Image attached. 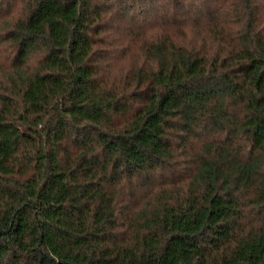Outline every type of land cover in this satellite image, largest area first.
<instances>
[{
	"label": "trees",
	"instance_id": "16d2710c",
	"mask_svg": "<svg viewBox=\"0 0 264 264\" xmlns=\"http://www.w3.org/2000/svg\"><path fill=\"white\" fill-rule=\"evenodd\" d=\"M0 264H264V0H0Z\"/></svg>",
	"mask_w": 264,
	"mask_h": 264
},
{
	"label": "rangeland",
	"instance_id": "374dc122",
	"mask_svg": "<svg viewBox=\"0 0 264 264\" xmlns=\"http://www.w3.org/2000/svg\"><path fill=\"white\" fill-rule=\"evenodd\" d=\"M117 65H124L125 66V64H122V63H120V62H118V64ZM116 70V69H115Z\"/></svg>",
	"mask_w": 264,
	"mask_h": 264
}]
</instances>
